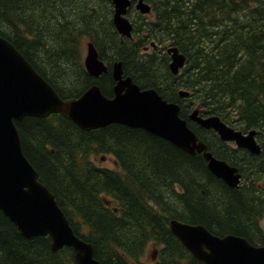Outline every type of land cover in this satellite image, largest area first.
Returning a JSON list of instances; mask_svg holds the SVG:
<instances>
[{"label": "trees", "instance_id": "16d2710c", "mask_svg": "<svg viewBox=\"0 0 264 264\" xmlns=\"http://www.w3.org/2000/svg\"><path fill=\"white\" fill-rule=\"evenodd\" d=\"M146 1L149 14L129 8L127 38L112 22L110 0H0V36L62 99L94 83L112 97V65L121 61L123 76L179 104L207 151L238 169L239 185L214 176L202 153L142 128L83 130L61 114L14 122L23 154L101 264H205L171 232L172 219L264 244V0ZM88 40L107 66L98 78L83 64ZM168 45L186 57L178 74L168 67ZM195 109L241 132L256 130L260 152L231 148L189 119ZM98 155L111 156L116 167L96 165ZM0 264L77 263L69 247L52 251L48 236L23 237L0 210Z\"/></svg>", "mask_w": 264, "mask_h": 264}, {"label": "water", "instance_id": "95a60500", "mask_svg": "<svg viewBox=\"0 0 264 264\" xmlns=\"http://www.w3.org/2000/svg\"><path fill=\"white\" fill-rule=\"evenodd\" d=\"M110 1L117 32L130 38L133 24L127 13L131 0ZM134 8L142 14L151 11L145 0H136ZM85 50L84 67L90 76L98 78L106 72V64L91 41L86 42ZM166 53L170 57V71L177 74L185 63V55L175 46L167 47ZM112 77V97L105 96L94 83L79 96L62 99L25 57L0 36V210L26 239L48 236L52 251L71 248L77 264L101 263L94 257L93 244L74 233L55 195L39 181L38 172L23 154L15 121L57 113L83 130L114 123L142 128L191 155L202 153L208 170L229 187H237L241 178L236 167L207 151L205 142L179 116L178 103L165 100L154 88L141 89L130 76H123L121 61L112 65ZM179 95L186 96L188 92L180 90ZM189 119L214 130L223 141H233L252 154L260 152L255 130L242 133L219 116H202L197 109L189 114ZM169 228L205 264H264V244L254 245L234 234L215 235L201 224L176 219L169 222Z\"/></svg>", "mask_w": 264, "mask_h": 264}, {"label": "rangeland", "instance_id": "374dc122", "mask_svg": "<svg viewBox=\"0 0 264 264\" xmlns=\"http://www.w3.org/2000/svg\"><path fill=\"white\" fill-rule=\"evenodd\" d=\"M85 43V42H84ZM85 45H84V48H83V58H84V55H85ZM92 161H94V163L98 166H102V167H111V168H114L116 167V164L113 160V158L109 155H106V156H95V157H92ZM151 252L149 251L148 254H150ZM155 255V252L152 253V256ZM152 259V258H151ZM150 257H145L144 260L145 261H150L151 260Z\"/></svg>", "mask_w": 264, "mask_h": 264}, {"label": "flooded vegetation", "instance_id": "af4514ba", "mask_svg": "<svg viewBox=\"0 0 264 264\" xmlns=\"http://www.w3.org/2000/svg\"><path fill=\"white\" fill-rule=\"evenodd\" d=\"M145 48H146V49H145ZM148 48H149V47L145 46V47H144V50H148ZM247 131H248V130H247ZM247 131H246V132H247ZM246 132H243V133H246ZM224 142H225V141H224ZM225 143H227L228 145H230V147L233 148V149L238 148V147H236V144H235L233 141H229V142H225ZM241 149H244V148H241ZM245 150H246V149H245ZM247 151H248V150H247Z\"/></svg>", "mask_w": 264, "mask_h": 264}, {"label": "bare ground", "instance_id": "6f19581e", "mask_svg": "<svg viewBox=\"0 0 264 264\" xmlns=\"http://www.w3.org/2000/svg\"><path fill=\"white\" fill-rule=\"evenodd\" d=\"M151 12V11H150Z\"/></svg>", "mask_w": 264, "mask_h": 264}]
</instances>
